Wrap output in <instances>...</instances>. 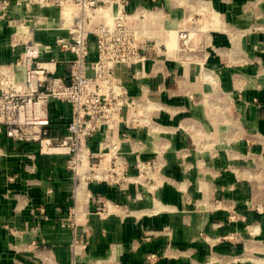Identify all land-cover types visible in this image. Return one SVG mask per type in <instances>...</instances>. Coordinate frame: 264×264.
<instances>
[{
  "label": "crops",
  "instance_id": "1",
  "mask_svg": "<svg viewBox=\"0 0 264 264\" xmlns=\"http://www.w3.org/2000/svg\"><path fill=\"white\" fill-rule=\"evenodd\" d=\"M139 5L154 10L160 47L118 67L130 94L152 102L148 126L119 127L135 180L78 190L65 153L1 131L0 264H264V0H130L127 9ZM58 16L0 0V64L19 55L23 27L40 40L66 34ZM50 115L66 133L71 105L52 99ZM103 138L88 143L99 149ZM138 157L156 158L153 179L138 175ZM96 195L120 206L100 214Z\"/></svg>",
  "mask_w": 264,
  "mask_h": 264
},
{
  "label": "built area",
  "instance_id": "2",
  "mask_svg": "<svg viewBox=\"0 0 264 264\" xmlns=\"http://www.w3.org/2000/svg\"><path fill=\"white\" fill-rule=\"evenodd\" d=\"M21 1L56 8L57 28L67 33L40 40L34 28L23 27L19 55L0 64V132L15 140L38 142L45 152L65 153L77 183L82 172L86 184L97 180L127 188L136 175L130 172L119 127L122 123L132 128L148 126L152 102L146 91L130 94L118 67L143 64L152 50L159 49L148 26L154 10L139 5L129 11L130 0ZM31 16L36 24L48 21L44 14ZM179 34L187 44L191 30L182 28ZM61 63L66 64L65 74H60ZM17 68L23 77L17 76ZM52 99L71 105L67 131L62 135L54 131ZM98 131H103L104 138L99 149H94L88 138ZM136 167L138 175L153 179L157 160L138 157ZM95 201L100 214L120 206L102 195H96ZM71 214H76L75 208ZM74 242L83 240L75 237ZM155 256L152 253L149 259Z\"/></svg>",
  "mask_w": 264,
  "mask_h": 264
},
{
  "label": "bare ground",
  "instance_id": "3",
  "mask_svg": "<svg viewBox=\"0 0 264 264\" xmlns=\"http://www.w3.org/2000/svg\"><path fill=\"white\" fill-rule=\"evenodd\" d=\"M79 181L77 183V189L80 190L83 187H86V180L82 174V172L79 173Z\"/></svg>",
  "mask_w": 264,
  "mask_h": 264
},
{
  "label": "rangeland",
  "instance_id": "4",
  "mask_svg": "<svg viewBox=\"0 0 264 264\" xmlns=\"http://www.w3.org/2000/svg\"><path fill=\"white\" fill-rule=\"evenodd\" d=\"M197 16L200 17V16H202V15H197ZM204 17H205V15H204ZM204 17H203V18H204ZM180 41L182 42V40H180Z\"/></svg>",
  "mask_w": 264,
  "mask_h": 264
}]
</instances>
